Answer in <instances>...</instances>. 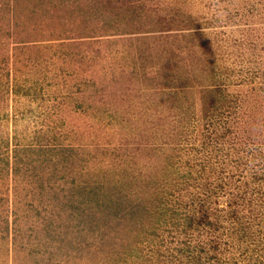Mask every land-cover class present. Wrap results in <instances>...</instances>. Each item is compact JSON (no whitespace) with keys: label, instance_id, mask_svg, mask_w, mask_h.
I'll list each match as a JSON object with an SVG mask.
<instances>
[{"label":"rangeland","instance_id":"obj_1","mask_svg":"<svg viewBox=\"0 0 264 264\" xmlns=\"http://www.w3.org/2000/svg\"><path fill=\"white\" fill-rule=\"evenodd\" d=\"M0 264H264V0H0Z\"/></svg>","mask_w":264,"mask_h":264},{"label":"trees","instance_id":"obj_2","mask_svg":"<svg viewBox=\"0 0 264 264\" xmlns=\"http://www.w3.org/2000/svg\"><path fill=\"white\" fill-rule=\"evenodd\" d=\"M230 213H231L232 215H234V216L236 217L237 220H238V219L240 220L239 215H241V214H240L239 211H237V210H233V211H230ZM237 215H238V217H237ZM260 245H261L260 242H257V243L255 244V246H256L257 249H259ZM193 257H194V256H193ZM256 258H259V256H257ZM194 259H195V257H194ZM211 259H213V256L211 257ZM198 262H199V260L197 259V263H198Z\"/></svg>","mask_w":264,"mask_h":264}]
</instances>
